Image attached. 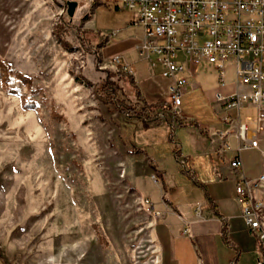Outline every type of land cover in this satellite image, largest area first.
I'll return each instance as SVG.
<instances>
[{"label":"rangeland","instance_id":"obj_1","mask_svg":"<svg viewBox=\"0 0 264 264\" xmlns=\"http://www.w3.org/2000/svg\"><path fill=\"white\" fill-rule=\"evenodd\" d=\"M66 2L0 0V264H159L155 205L195 185L204 129L222 130L207 94L215 72L197 69V96L182 98L172 125L147 123ZM115 12L98 6L92 30L111 32Z\"/></svg>","mask_w":264,"mask_h":264},{"label":"crops","instance_id":"obj_2","mask_svg":"<svg viewBox=\"0 0 264 264\" xmlns=\"http://www.w3.org/2000/svg\"><path fill=\"white\" fill-rule=\"evenodd\" d=\"M77 2V18H83L85 5L83 0H65ZM101 6V4H99ZM113 10V8H111ZM119 20L109 29L111 32H99L92 30L91 23L94 16L83 25V28L94 34L97 43L103 45L99 48L101 60L109 63L114 56H121L123 61L130 64L134 75L131 77L135 89L129 83L125 86L128 99L134 104L136 113L147 123H169L172 125L174 117L168 104V87L170 82L161 77V67H152L147 60L142 59L138 53V46L143 40V28L134 25L136 13L127 11L122 6L114 8ZM118 11L122 14L119 15ZM201 66H209L215 72L214 84L208 88L207 93L216 96L232 95L236 90L234 77V65H227V72L232 69V75L226 76L225 86L219 84V77L213 65L202 62L188 78L189 85L183 98L197 96L195 92L201 87V79L196 71ZM202 82V81H201ZM196 90V91H195ZM240 90H246L241 87ZM219 104V103H218ZM219 121L215 124L221 131L228 130V126L222 118L229 114L237 116L236 111H226L219 104ZM244 115L246 118L244 120ZM256 111L251 107H244L241 111V121L254 127ZM177 118H181V115ZM228 142L231 150L221 153L222 142L217 137L211 142L200 141V152L193 157L201 158L204 169L197 174L195 185L186 181V185L174 188L173 196L168 200L163 197L155 205V211L161 213L163 218L155 219L153 238L156 242L159 254V264H257L261 256V249L256 236L247 231L242 217L240 204L236 198V183L239 174L230 167V161L236 155L239 145L233 134H229ZM260 146L264 147V133L260 135ZM198 150V149H197ZM137 152V151H136ZM135 152V153H136ZM126 151L129 160L138 159L143 162L142 167H151V163L144 154H135ZM135 154V155H134ZM194 158L191 160L194 161ZM244 166V174L248 179H256L264 173L263 161L259 151L246 149L241 153ZM190 159L187 161L189 162ZM122 164L124 163L123 160ZM202 166V165H201ZM148 170V169H147ZM155 173L152 174L154 177ZM197 178V177H196ZM262 200V217L264 222V184L255 192ZM199 209V211H198ZM186 231V233H185Z\"/></svg>","mask_w":264,"mask_h":264},{"label":"built area","instance_id":"obj_3","mask_svg":"<svg viewBox=\"0 0 264 264\" xmlns=\"http://www.w3.org/2000/svg\"><path fill=\"white\" fill-rule=\"evenodd\" d=\"M83 1L85 14L95 3L113 9L122 6L136 13L134 25L143 28L139 56L152 67L160 66L161 77L170 82L168 104L173 116L179 115L189 85L185 74L193 75L199 64L209 63L223 87L227 65L233 63L237 90L229 96L217 93L215 99L226 111H236L237 116L226 114L222 118L228 125L225 132L211 129H204V132L210 139L221 140L222 154L231 150L229 134H233L239 143L236 155L230 161L231 169L239 174L236 198L247 231L257 237L260 245L261 256L257 264H264L263 203L255 195L264 184V173L256 179H248L241 158L243 150H257L264 167V147L260 146V135L264 133V0ZM110 64L117 75H134L132 66L119 55L114 56ZM241 87L246 90H240ZM244 107L255 109V119H249L254 122V127L241 121ZM126 115L131 117L130 112ZM154 217L160 220L163 215L156 212Z\"/></svg>","mask_w":264,"mask_h":264},{"label":"trees","instance_id":"obj_4","mask_svg":"<svg viewBox=\"0 0 264 264\" xmlns=\"http://www.w3.org/2000/svg\"><path fill=\"white\" fill-rule=\"evenodd\" d=\"M99 6L98 3H95L93 5V7L91 8L90 12L88 14H84L83 18H82V21L83 22H88L91 18V15L93 14V11ZM86 9V7H85ZM54 34L56 35V37H59V38H62V36L64 35V28L62 26H56L55 29H54ZM103 45H99V48H101ZM97 58L99 60H101V57L98 55ZM117 82L120 83L122 86H120L122 88V93H125V95H127V90L125 89V84L126 83H129L133 86V90L135 89L134 87V82L132 80V78L126 74H118L117 75ZM112 85L113 83H106L105 82V89H104V92H108L109 91V88L111 89L110 92L112 91ZM104 94L106 95H109L108 93H99V91H96V95L98 96L99 100H102L106 105L109 104V100L108 99H104ZM103 95V96H102ZM128 97V96H127ZM124 112V111H123ZM130 116H131V113H130Z\"/></svg>","mask_w":264,"mask_h":264},{"label":"water","instance_id":"obj_5","mask_svg":"<svg viewBox=\"0 0 264 264\" xmlns=\"http://www.w3.org/2000/svg\"><path fill=\"white\" fill-rule=\"evenodd\" d=\"M77 6H78L77 2H74V1L66 2L67 15L71 20H73L75 17Z\"/></svg>","mask_w":264,"mask_h":264}]
</instances>
